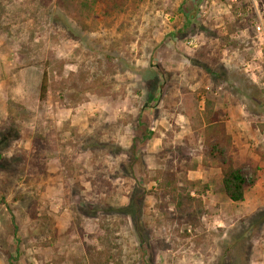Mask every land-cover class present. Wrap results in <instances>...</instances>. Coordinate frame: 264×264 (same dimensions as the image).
I'll list each match as a JSON object with an SVG mask.
<instances>
[{"label": "rangeland", "instance_id": "obj_1", "mask_svg": "<svg viewBox=\"0 0 264 264\" xmlns=\"http://www.w3.org/2000/svg\"><path fill=\"white\" fill-rule=\"evenodd\" d=\"M255 5L264 23V0H0V264H220L230 243L229 264H264ZM206 100L257 168L243 203L203 152ZM164 170L201 195L196 225L154 194Z\"/></svg>", "mask_w": 264, "mask_h": 264}, {"label": "trees", "instance_id": "obj_2", "mask_svg": "<svg viewBox=\"0 0 264 264\" xmlns=\"http://www.w3.org/2000/svg\"><path fill=\"white\" fill-rule=\"evenodd\" d=\"M55 4L69 13H79L84 15L92 11L95 6H100L104 15L121 12L124 0H55ZM80 24L83 23L79 20ZM47 93V81L45 75L40 84V98H44ZM203 152L206 157L215 160L219 164L221 175V190L231 202H242L248 188L254 186L258 180L257 168H251L250 175L242 164H235L231 154L223 146L224 142H230V135L226 132V127L220 119L218 112L212 109V101H205L203 111ZM152 133L149 132V135ZM156 186L154 194L156 197L166 199L173 207V211L184 216L188 222L196 225L200 221L204 210V202L200 194L192 195L189 188L181 183L180 177L174 171H160L155 178ZM235 248L233 243L225 246L228 260L231 259V251ZM227 260V261H228ZM226 261V262H227ZM220 259V264H229ZM10 264H14L10 262Z\"/></svg>", "mask_w": 264, "mask_h": 264}, {"label": "built area", "instance_id": "obj_3", "mask_svg": "<svg viewBox=\"0 0 264 264\" xmlns=\"http://www.w3.org/2000/svg\"><path fill=\"white\" fill-rule=\"evenodd\" d=\"M255 8H256V12L258 14V21L255 25V29L260 35L264 36V23H263V20L260 18L261 16H260V13L257 9V5H255Z\"/></svg>", "mask_w": 264, "mask_h": 264}, {"label": "crops", "instance_id": "obj_4", "mask_svg": "<svg viewBox=\"0 0 264 264\" xmlns=\"http://www.w3.org/2000/svg\"><path fill=\"white\" fill-rule=\"evenodd\" d=\"M260 167H261V166H260ZM257 181H258V182H257L256 185H257V187H258V184L260 183V178H259V180H257ZM256 185H255V186H256ZM255 188H256V187H255ZM245 198H246V195H245ZM241 203H243V202H241Z\"/></svg>", "mask_w": 264, "mask_h": 264}]
</instances>
